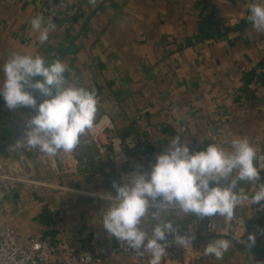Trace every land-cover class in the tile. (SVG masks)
Segmentation results:
<instances>
[{"label": "crops", "instance_id": "crops-1", "mask_svg": "<svg viewBox=\"0 0 264 264\" xmlns=\"http://www.w3.org/2000/svg\"><path fill=\"white\" fill-rule=\"evenodd\" d=\"M48 1L0 0V81L13 54L39 55L46 64L59 59L68 83L95 91L97 113L72 152H25L15 138L35 111L10 110L0 96V228L9 224L20 244L64 236L78 250L112 249L115 237L103 229V214L113 182L123 183L135 169L150 171L177 136L192 152L212 143L230 148L237 137L264 151V32L248 20L250 5L260 0ZM36 16L55 25L46 41L31 28ZM204 18L233 29L200 40ZM29 90L38 103L44 99ZM45 212L51 223L41 220ZM152 212L140 225L149 233L157 223ZM157 214L195 237L186 264H264V202L216 215L213 232L176 207ZM235 217L247 222L240 238L227 234ZM249 233L256 237L252 248ZM219 238L232 242L229 250L221 258L206 255L207 244ZM184 248L171 246L173 264L183 261ZM141 251L117 253L105 264H149Z\"/></svg>", "mask_w": 264, "mask_h": 264}, {"label": "clouds", "instance_id": "clouds-1", "mask_svg": "<svg viewBox=\"0 0 264 264\" xmlns=\"http://www.w3.org/2000/svg\"><path fill=\"white\" fill-rule=\"evenodd\" d=\"M248 20L257 32H264V0L250 5ZM31 28L39 33L41 42L48 39L54 24H43V18L31 20ZM67 65L57 59L46 64L39 55L13 54L3 65L0 96L10 110L19 107L33 109L26 121L25 135L31 147L49 155L59 151L72 152L80 138L94 126L98 100L94 90L70 84L65 79ZM39 77V78H37ZM44 97L41 102L33 91ZM257 152L247 137H237L230 148L215 143L192 152L179 136L156 156L150 171L136 170L123 183L113 182L114 195L103 214V229L109 236L124 241L143 255L149 253V264H161L170 246L187 247L195 238L181 234L171 220L158 215V210L176 207L197 217L216 215L231 217L242 201L260 205L264 202V182L258 183L249 196L239 182L256 184L261 180L264 165L257 166ZM150 209L157 221L151 234L141 225ZM169 236L172 237L169 240ZM256 242L254 234L247 236V246ZM232 242L215 239L207 244L206 255L221 258Z\"/></svg>", "mask_w": 264, "mask_h": 264}, {"label": "built area", "instance_id": "built-area-1", "mask_svg": "<svg viewBox=\"0 0 264 264\" xmlns=\"http://www.w3.org/2000/svg\"><path fill=\"white\" fill-rule=\"evenodd\" d=\"M43 3L48 0H42ZM50 8L44 6V11L49 12ZM53 14V13H52ZM25 129L20 131L16 138V145L19 149L27 152H34L43 154L38 147H31L27 144L26 140L20 141L24 138ZM257 166L264 165V151L257 152ZM131 172L124 173L125 180H127ZM261 180L256 184H249L246 193L251 196L256 190L258 183L264 182V170L260 172ZM249 201H242L236 207L253 206ZM235 207V208H236ZM234 208V209H235ZM234 222L227 226L229 229L227 234L233 238H240L245 234L247 229V222L244 218H234ZM201 220L206 221V227L209 231H215L218 228L216 217L200 218L192 214L189 222L198 224ZM180 233V226L174 224ZM151 234V233H149ZM172 237L169 236V240ZM165 256L161 260V264H173L171 258V246L168 247ZM117 253L135 254L136 250L131 249L126 242L117 240L115 238V245L112 249L101 245L98 250H78L70 244L64 236H57L54 239L50 237L32 236L29 242L25 245L20 244L15 230L6 224L0 228V264H105L106 260L116 255ZM192 250L184 248L182 258L183 261L179 264H186V257L191 255Z\"/></svg>", "mask_w": 264, "mask_h": 264}, {"label": "trees", "instance_id": "trees-1", "mask_svg": "<svg viewBox=\"0 0 264 264\" xmlns=\"http://www.w3.org/2000/svg\"><path fill=\"white\" fill-rule=\"evenodd\" d=\"M235 28H241V24L236 26ZM223 29L225 32H227V31L232 30L233 28H231L229 26H225V25L223 26L221 21H214V20L204 18L199 23L198 33L196 34V38H198L200 40H204V39H208L211 37L220 36L224 32V31H222ZM259 67L264 69V60H262L259 63ZM262 75H263L262 80L264 82V72L262 73ZM46 214H47V212H45L41 216V220L46 222V223H51L50 218H48L46 216ZM43 237L46 238V236H43Z\"/></svg>", "mask_w": 264, "mask_h": 264}, {"label": "water", "instance_id": "water-1", "mask_svg": "<svg viewBox=\"0 0 264 264\" xmlns=\"http://www.w3.org/2000/svg\"><path fill=\"white\" fill-rule=\"evenodd\" d=\"M19 133V132H18ZM18 133H17V135H18ZM17 135H16V138H17ZM16 138H15V140H16ZM21 150V149H20ZM23 151H25V150H23ZM26 152V151H25Z\"/></svg>", "mask_w": 264, "mask_h": 264}]
</instances>
